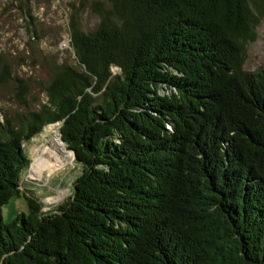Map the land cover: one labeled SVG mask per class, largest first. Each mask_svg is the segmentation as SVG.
I'll list each match as a JSON object with an SVG mask.
<instances>
[{"label": "trees", "instance_id": "16d2710c", "mask_svg": "<svg viewBox=\"0 0 264 264\" xmlns=\"http://www.w3.org/2000/svg\"><path fill=\"white\" fill-rule=\"evenodd\" d=\"M95 13L88 30L70 15L77 68L53 65L46 102L0 122V264H264V67L244 68L264 0ZM53 124L79 171L43 211L22 178L27 145ZM17 198L25 210L3 222Z\"/></svg>", "mask_w": 264, "mask_h": 264}, {"label": "rangeland", "instance_id": "374dc122", "mask_svg": "<svg viewBox=\"0 0 264 264\" xmlns=\"http://www.w3.org/2000/svg\"><path fill=\"white\" fill-rule=\"evenodd\" d=\"M98 3L105 4L107 0H0V55L9 62L11 72V78H0V122L4 115L15 116L26 107L36 110L46 102L41 83L50 80L53 65L66 63L77 68L75 56L69 50L70 15L77 7L80 27L92 29L97 23ZM261 67H264V18L255 28L254 39L247 43L244 60L247 70ZM18 79L26 87V106L17 99ZM58 127L59 124L46 126L26 147L30 163L22 178V187L40 199L43 211L53 209L70 195L71 181L79 171L73 152L61 139L65 151L62 154L69 158H57L53 152L51 142L60 138ZM48 160L60 162L52 174L40 168ZM13 200L2 207L3 222L25 210L23 198Z\"/></svg>", "mask_w": 264, "mask_h": 264}, {"label": "bare ground", "instance_id": "6f19581e", "mask_svg": "<svg viewBox=\"0 0 264 264\" xmlns=\"http://www.w3.org/2000/svg\"><path fill=\"white\" fill-rule=\"evenodd\" d=\"M51 143H52V145L54 147L53 148V152H54V154L56 155L57 158L58 157H63V159H68L69 158L68 156L62 154V152H65V151H64V146L61 144L60 138L54 139ZM37 160L40 161L41 159L38 157ZM39 163H43V162H39ZM59 163L55 162L53 160H48L44 164H41L40 168H41L42 171H46L48 174H52L53 171H56L58 169V166H60Z\"/></svg>", "mask_w": 264, "mask_h": 264}]
</instances>
